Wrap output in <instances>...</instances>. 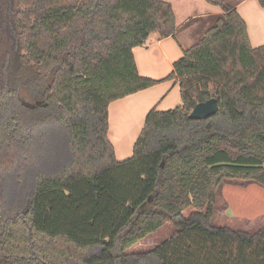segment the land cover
<instances>
[{"label": "trees", "instance_id": "trees-1", "mask_svg": "<svg viewBox=\"0 0 264 264\" xmlns=\"http://www.w3.org/2000/svg\"><path fill=\"white\" fill-rule=\"evenodd\" d=\"M206 1L223 15L173 65L181 104L152 109L118 161L108 106L158 83L132 51L152 33L174 37L171 5L0 0V264H264V226L212 223L223 182L264 189V45L227 1ZM210 99L215 115L188 118ZM57 133L69 161L47 172ZM164 225L169 239L126 253Z\"/></svg>", "mask_w": 264, "mask_h": 264}, {"label": "crops", "instance_id": "crops-1", "mask_svg": "<svg viewBox=\"0 0 264 264\" xmlns=\"http://www.w3.org/2000/svg\"><path fill=\"white\" fill-rule=\"evenodd\" d=\"M160 1L167 2L172 7L176 22L174 37L160 39L158 34L152 33L144 46L136 47L132 51L138 74L158 83L116 100L108 106V139L118 161L132 156L134 143L144 127L147 114L152 109L163 112L181 104L177 80L168 79L173 65L182 57L183 52L197 44L223 15L221 7L206 0ZM225 1L232 5L244 20L251 46H263L264 8L257 0ZM245 186L255 192L252 199L256 200L259 208L258 217H264V189L253 184ZM227 209L228 204L224 210ZM230 218L233 217H228Z\"/></svg>", "mask_w": 264, "mask_h": 264}, {"label": "rangeland", "instance_id": "rangeland-1", "mask_svg": "<svg viewBox=\"0 0 264 264\" xmlns=\"http://www.w3.org/2000/svg\"><path fill=\"white\" fill-rule=\"evenodd\" d=\"M51 140L53 142L47 147L44 157L46 161L47 155L51 159V167L47 168V172H55L69 161V154L65 149L67 143L64 135L57 133L51 137ZM6 184L7 204L10 205L11 201L17 198L14 178H8ZM245 184L240 181H226L220 185L217 192L216 211L212 220L214 225L227 226L235 230H245L248 232H255L264 226V217H258L259 208L256 205V200L252 199L255 196V192L249 190ZM28 185H31V179L28 181ZM227 204L228 209L224 210ZM187 214L188 212L185 213V215ZM228 217H233L234 219H228ZM174 231L171 225H164L156 233L138 241L126 253L136 254L149 251L156 245L169 239ZM115 253H118V250Z\"/></svg>", "mask_w": 264, "mask_h": 264}, {"label": "water", "instance_id": "water-1", "mask_svg": "<svg viewBox=\"0 0 264 264\" xmlns=\"http://www.w3.org/2000/svg\"><path fill=\"white\" fill-rule=\"evenodd\" d=\"M218 111V105L215 99L197 104L189 113L188 118L194 121L206 120Z\"/></svg>", "mask_w": 264, "mask_h": 264}]
</instances>
